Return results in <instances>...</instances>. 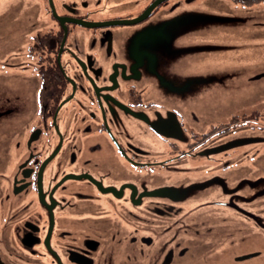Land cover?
<instances>
[{
	"label": "flooded vegetation",
	"instance_id": "af4514ba",
	"mask_svg": "<svg viewBox=\"0 0 264 264\" xmlns=\"http://www.w3.org/2000/svg\"><path fill=\"white\" fill-rule=\"evenodd\" d=\"M263 9L0 0V264H264Z\"/></svg>",
	"mask_w": 264,
	"mask_h": 264
},
{
	"label": "rangeland",
	"instance_id": "374dc122",
	"mask_svg": "<svg viewBox=\"0 0 264 264\" xmlns=\"http://www.w3.org/2000/svg\"><path fill=\"white\" fill-rule=\"evenodd\" d=\"M188 13L189 12H186L185 15L188 14ZM210 16L212 17L211 18L212 21H218V18L222 19L221 15L210 14ZM260 19L262 21H264V15L256 14V15L252 16L249 19V21L252 22V23H249V24L252 25L253 23L259 21ZM201 24H202L201 22L200 23L199 22L192 23L191 25H196V26H190L189 29L191 31H194V30L198 29L201 26ZM255 36H256V42H255L254 46H255L256 49H258L257 51H260L259 54H264V48H262V47H264V44H259L258 41H257V40H260L259 38H261V39L264 38V28H263V32H262V30L256 31L255 32ZM222 74L223 73H218L216 71L215 72L214 71H208L206 73L205 72H201V74L192 75V76H195V77L191 78L190 81H192L194 85H198V84H200V82L202 80H206L205 84L200 85L202 87L201 89L204 90V91L211 90V89L213 90V89H215V87H217V88L219 87L218 80H220L219 76H221ZM217 75H219V76L217 77ZM235 82H237V81H235ZM235 82L228 83L227 85H232L233 84L235 86V84H234ZM211 85H217V86H211ZM229 90L233 91L231 86H229ZM215 94H216V92H214V95ZM210 95L215 97L212 93H210ZM220 98H222V96H220ZM207 103H212V102L209 99H206L205 101H201V104H207ZM211 122H213V121H210L209 123H211Z\"/></svg>",
	"mask_w": 264,
	"mask_h": 264
},
{
	"label": "water",
	"instance_id": "95a60500",
	"mask_svg": "<svg viewBox=\"0 0 264 264\" xmlns=\"http://www.w3.org/2000/svg\"><path fill=\"white\" fill-rule=\"evenodd\" d=\"M218 19H220V20H222L221 18H218ZM200 19L199 18H191V19H188V20H186L185 22L187 23V22H192V21H199Z\"/></svg>",
	"mask_w": 264,
	"mask_h": 264
}]
</instances>
